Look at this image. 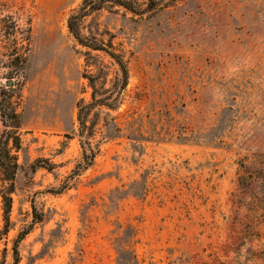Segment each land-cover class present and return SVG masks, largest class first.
<instances>
[{
	"label": "rangeland",
	"instance_id": "374dc122",
	"mask_svg": "<svg viewBox=\"0 0 264 264\" xmlns=\"http://www.w3.org/2000/svg\"><path fill=\"white\" fill-rule=\"evenodd\" d=\"M84 1L0 0V143L11 104L21 150L12 140L9 150L22 166L7 235L0 221V264H13L33 208L43 221L20 243V264H264V0H165L145 16L115 7L87 17L82 34L112 43L130 79L117 109L88 118L99 153L71 179L87 78L102 99L121 76L69 32ZM39 161L52 171H33Z\"/></svg>",
	"mask_w": 264,
	"mask_h": 264
},
{
	"label": "trees",
	"instance_id": "16d2710c",
	"mask_svg": "<svg viewBox=\"0 0 264 264\" xmlns=\"http://www.w3.org/2000/svg\"><path fill=\"white\" fill-rule=\"evenodd\" d=\"M165 0H146V8L138 3V0H85L79 12L73 14L68 20V29L77 43L91 51L102 52L109 56L115 63L119 66L121 76L117 78L116 87L117 90L111 92V94L102 99L97 98V88L95 86L94 78H87L93 88L92 102L90 104H85L84 101H81L78 105L77 121L79 124L78 137L80 139L81 147L83 149L82 160L77 165L71 179L80 176L84 171L91 168L95 162L96 157L99 153V144L92 146L90 143L89 137H93L94 124H88V118L93 113V111L98 107L107 108L110 110H115L119 106V100L122 98V95L126 91L129 79L130 72L127 65V62L124 60L122 55H119L115 52L112 43L104 44L98 42L95 38H88L82 34V24L87 17L92 16L93 14L100 12L104 9H112L115 7L121 8L126 12H129L135 16H145L148 13H151L155 10L157 3ZM27 59L23 61V64L26 63ZM16 62L20 63V58L16 59ZM20 67V66H19ZM15 74H11L10 78H13V75H22L23 67L21 66ZM115 97V98H114ZM1 118L2 122L6 129H9L7 132L6 141L0 143V221L3 223L2 235H7L11 227V212H12V195L15 191V181L18 173L22 170V166L18 162V156L12 155L9 150V143L12 140L13 148L19 152L21 150L20 139L18 137V130L20 129V117L17 114L15 108L8 104L7 106H1ZM88 145L89 149L86 148ZM42 162H37L33 167V171L37 168H43L48 171H52V166L45 164L47 166H39ZM68 188L67 185H64L60 190L53 191L54 194H61ZM43 218L38 216L36 209L33 208V221L32 224L24 230L14 242L12 253H13V264H20V252L19 245L30 234L34 226L38 223H41Z\"/></svg>",
	"mask_w": 264,
	"mask_h": 264
},
{
	"label": "water",
	"instance_id": "95a60500",
	"mask_svg": "<svg viewBox=\"0 0 264 264\" xmlns=\"http://www.w3.org/2000/svg\"><path fill=\"white\" fill-rule=\"evenodd\" d=\"M9 86H12V82H9Z\"/></svg>",
	"mask_w": 264,
	"mask_h": 264
}]
</instances>
